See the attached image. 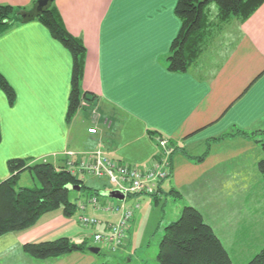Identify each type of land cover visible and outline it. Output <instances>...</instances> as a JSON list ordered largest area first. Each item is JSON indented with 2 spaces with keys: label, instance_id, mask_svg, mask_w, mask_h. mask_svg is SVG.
<instances>
[{
  "label": "crops",
  "instance_id": "0c3cea01",
  "mask_svg": "<svg viewBox=\"0 0 264 264\" xmlns=\"http://www.w3.org/2000/svg\"><path fill=\"white\" fill-rule=\"evenodd\" d=\"M34 1L0 0V5L29 10ZM177 2L52 4L66 31L86 49L81 90L95 98L70 121V54L38 20L16 23L0 34V74L15 94L9 105L0 91V180L10 177L7 162L12 159L47 158L61 166L67 153L95 149L123 163L143 165L159 154V140L167 139L170 176L159 184L155 198L166 190L182 196L187 201L183 207L197 209L225 249L247 261L264 245V223L252 232L256 236L244 238L243 233V239L227 241L247 224L255 227L258 190L264 189L257 170L264 157L259 145L264 141V3L243 22L211 23L199 57L186 72L174 73L166 59L180 29ZM92 126L96 135L88 133ZM85 180L86 186L95 182ZM237 200L241 204L235 208L231 202ZM107 215L113 219L102 221L118 219ZM81 228L76 216L48 213L32 229L0 237V264H84L86 253L36 260L22 250L28 243L62 237L74 243L91 240V232L86 235Z\"/></svg>",
  "mask_w": 264,
  "mask_h": 264
},
{
  "label": "trees",
  "instance_id": "16d2710c",
  "mask_svg": "<svg viewBox=\"0 0 264 264\" xmlns=\"http://www.w3.org/2000/svg\"><path fill=\"white\" fill-rule=\"evenodd\" d=\"M263 3L264 0H178L174 13L180 20V29L171 43L166 59L168 71L174 73L187 71L206 45V32L211 23L225 24L233 18L243 22ZM212 4L216 6L214 11L211 8ZM23 10L28 9L7 4L0 5V34L16 23H21L17 13ZM37 20L72 58L66 115L67 121H70L76 112L81 110L82 102L91 106L95 99L81 90L86 49L77 38L66 31L59 14L52 6ZM0 91L6 97L8 104L12 105L15 100L14 91L1 74ZM240 134L245 135L241 132ZM259 145L264 155V141ZM84 155L86 154L64 155L63 164L66 163L69 169L63 166L56 167L45 160L36 161L31 158L9 160L7 169L10 177L0 180V237L32 229L48 213L61 211L66 218L74 217L76 213L80 214L77 208L79 198L70 199L71 191L68 187L79 186L80 190H88L87 199L93 194L98 196L107 192H99L95 187L90 188L85 182L76 179L78 176L76 168L79 169ZM70 166L77 170L76 174L71 172ZM257 170L264 182V157L258 161ZM23 172L33 175L40 187L34 189L18 187L17 181ZM82 172L84 181L86 177L94 181H107L87 171ZM156 194L157 192L152 197ZM173 194L176 198H180L179 194L175 192ZM87 249L86 240L74 243L65 237L53 241L28 243L22 247L25 254L36 260L58 258L71 253H87ZM229 253L202 214L194 207L185 206L178 220L165 226L156 259L158 264H264V245L250 259L242 263L240 262L242 260L235 263Z\"/></svg>",
  "mask_w": 264,
  "mask_h": 264
},
{
  "label": "rangeland",
  "instance_id": "374dc122",
  "mask_svg": "<svg viewBox=\"0 0 264 264\" xmlns=\"http://www.w3.org/2000/svg\"><path fill=\"white\" fill-rule=\"evenodd\" d=\"M215 5H211L212 10L214 11L216 8ZM232 20V19H231ZM233 20H236L233 18ZM222 26H224V23H222ZM88 107L85 102H82L81 109L85 110V108ZM95 114L94 111L91 112V117ZM93 122H94V118ZM91 119V120H92ZM94 127H90L87 130H91ZM94 130V129H93ZM97 133L98 130H95ZM89 134L91 135H96L93 134V132L88 131ZM43 161V160H42ZM45 161H49V159L46 158ZM40 162V161H39ZM56 167H66L69 169V167L66 165V163L61 164V166H58L57 164H54ZM77 171V170H76ZM79 176V174H78ZM76 176V179L78 181L84 182V177L81 179ZM104 180V179H103ZM86 181V180H85ZM90 184V183H89ZM91 186L88 185V187L92 188L95 187L96 189L99 190V192H105V191H110L113 189V186L108 183L107 181H95L91 182ZM166 185V183H165ZM17 186L18 187H24V188H39L40 184L38 181L33 177L28 172H23L20 174L19 179L17 181ZM169 186V183L167 182V186ZM256 191V190H255ZM169 190H166L165 194H161L158 198L152 197V196H145V195H138V196H127L125 198V201L123 204L126 206H133L134 204H137L138 208L135 210V214L133 215L134 222L132 224V228L130 229V233L132 235L131 239V244H129V250H126V253L123 252V250H118L115 252H109L105 250V248H101L99 245H96L95 243H92V240L87 241V246H90V244H94L93 247H98L100 249L98 254H91L87 252L86 256L84 258V264H87L90 260V264H158V261L156 259L157 251H158V245L160 243V240L162 238L164 228L167 226L170 222H175L178 220L180 213L183 209V202H187L186 199H184L182 196L180 198L174 197L171 193H168ZM89 191L86 189L80 190V191H71L70 192V199H75L79 198L81 201L78 200V204L82 202L83 204H86L89 198L87 199ZM92 193V192H91ZM209 194V193H207ZM206 194V196H207ZM217 195V193H211ZM182 195V194H181ZM93 196H97L96 194H93ZM258 197H260L259 200V213L257 217H255V221L253 228L249 227V224L246 225L245 230H243L242 233H231L230 238H234L235 240H231L228 238L227 243L233 242V241H238L240 236L243 233H246L243 235L244 238H248L250 236H256L253 234V231L259 232L261 229V226H263L264 223V189H259L258 190ZM99 202L103 203L106 202L107 197H102V195L98 194ZM209 198H212L209 196ZM109 199V202L114 203V204H121L122 202ZM201 199H204L201 198ZM215 199V198H214ZM212 198V202L214 200ZM215 200H218L216 198ZM208 202L210 203V199H208ZM219 202V200H218ZM81 203V204H82ZM217 203V202H216ZM230 203V202H229ZM231 204H234L235 208L237 207V204H241L240 201H232ZM205 205V203H204ZM79 209V205L77 206ZM178 212V213H177ZM81 213H85L87 216L90 217H97L98 220H107L108 219H113L110 215H107L108 213H103L102 211H97L91 206L87 205L86 210L80 211ZM79 213H76V217L78 219V216L80 215ZM137 216V218H136ZM176 216V217H175ZM254 217V216H253ZM251 219V218H250ZM254 219V218H253ZM257 220V221H256ZM218 224V223H217ZM229 228V225H225V227ZM82 230L83 227L81 228ZM86 232V230H84ZM228 232V231H227ZM230 235V232L228 233ZM87 235V232H86ZM229 237V236H227ZM259 237V236H258ZM229 239L231 241H229ZM260 240V239H259ZM83 242V241H82ZM81 243V242H80ZM247 243V240H246ZM126 244V243H125ZM230 257L232 260L236 263L239 262V260H242V257L238 255V252L235 251H229ZM241 263L243 261H240Z\"/></svg>",
  "mask_w": 264,
  "mask_h": 264
},
{
  "label": "built area",
  "instance_id": "2783aa9c",
  "mask_svg": "<svg viewBox=\"0 0 264 264\" xmlns=\"http://www.w3.org/2000/svg\"><path fill=\"white\" fill-rule=\"evenodd\" d=\"M93 129L88 131L96 134V129ZM158 148L159 154L143 165L123 163L97 149L82 157L79 169L76 168L78 177L81 179L82 171H87L96 177L106 179L113 186L112 190L124 194V201L127 196H152L157 192L159 184L170 176L168 140L160 139ZM67 155L71 156L73 153H67ZM70 169L73 174H76L73 166H70ZM124 201L116 205L107 199L106 202L101 203L98 196H91L86 204L82 202L78 204L80 211H84L89 205L95 210L118 215L117 221L112 223L100 221L85 213H81L78 217L80 226L91 232L92 242L109 252L120 250L128 239V228L133 219L134 208L123 204Z\"/></svg>",
  "mask_w": 264,
  "mask_h": 264
},
{
  "label": "water",
  "instance_id": "95a60500",
  "mask_svg": "<svg viewBox=\"0 0 264 264\" xmlns=\"http://www.w3.org/2000/svg\"><path fill=\"white\" fill-rule=\"evenodd\" d=\"M56 0H36L29 10H23L17 13V16L21 19V23H29L37 20L43 13L48 10ZM70 191H80L79 186L68 187ZM102 197H107L119 202L124 201V194L120 191L113 190L107 191L102 194ZM87 251L91 254H98L100 249L98 247H89Z\"/></svg>",
  "mask_w": 264,
  "mask_h": 264
}]
</instances>
